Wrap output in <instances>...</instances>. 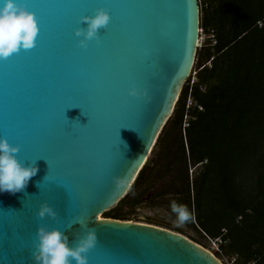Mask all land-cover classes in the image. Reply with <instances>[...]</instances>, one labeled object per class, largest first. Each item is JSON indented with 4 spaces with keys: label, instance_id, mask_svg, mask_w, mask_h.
Listing matches in <instances>:
<instances>
[{
    "label": "water",
    "instance_id": "1",
    "mask_svg": "<svg viewBox=\"0 0 264 264\" xmlns=\"http://www.w3.org/2000/svg\"><path fill=\"white\" fill-rule=\"evenodd\" d=\"M26 3L39 33L33 49L0 60V137L38 171L24 190L0 193V264H35L41 225L66 232L73 246V233L86 231L79 220L98 237L88 264H222L179 233L99 219L130 192L173 116L197 61L200 1ZM99 7L110 21L99 44L81 49L74 30ZM133 86L150 99L129 96ZM113 176L125 184L116 187ZM41 203L57 218H39Z\"/></svg>",
    "mask_w": 264,
    "mask_h": 264
},
{
    "label": "trees",
    "instance_id": "2",
    "mask_svg": "<svg viewBox=\"0 0 264 264\" xmlns=\"http://www.w3.org/2000/svg\"><path fill=\"white\" fill-rule=\"evenodd\" d=\"M199 1L201 29L213 40L198 49L197 82L184 87L160 156L132 187L139 193H128L106 218L127 221L122 209L141 204L165 177L152 202L183 205L184 223L195 220L208 238H222L235 264H264V0ZM189 94L203 111L191 112L184 133ZM199 164L191 181L189 167Z\"/></svg>",
    "mask_w": 264,
    "mask_h": 264
},
{
    "label": "clouds",
    "instance_id": "3",
    "mask_svg": "<svg viewBox=\"0 0 264 264\" xmlns=\"http://www.w3.org/2000/svg\"><path fill=\"white\" fill-rule=\"evenodd\" d=\"M93 12V15L82 16L80 23L84 26L74 30V36L78 38L77 46L81 49H87L91 41L99 44L100 29L106 28L110 21V15L103 7L95 8ZM38 33L35 14L28 10L26 0H0V60H6L21 50L33 49ZM128 95L150 99L147 89L137 86L131 87ZM18 151L19 146L11 145L6 138L0 137V193L15 194L24 190L29 180L37 174L35 163L23 164L17 159L15 154ZM112 180L116 187L125 184V178L121 176H113ZM170 207L179 221L187 219L183 205L173 201ZM37 216L41 219L46 216L56 219L57 212L48 203H41ZM76 223L86 231L83 235L73 233L76 238L73 246H70L66 232L38 226L32 252L35 264H88L87 253L96 246L98 237L95 229L88 227L86 221L79 220Z\"/></svg>",
    "mask_w": 264,
    "mask_h": 264
},
{
    "label": "rangeland",
    "instance_id": "4",
    "mask_svg": "<svg viewBox=\"0 0 264 264\" xmlns=\"http://www.w3.org/2000/svg\"><path fill=\"white\" fill-rule=\"evenodd\" d=\"M211 37H212L211 33L209 34V33H206V31H203L202 35H200V45H201L200 49L204 48L208 43L212 44V42L210 41L212 40ZM195 69L197 70V72L201 69V68L200 69L198 68L197 63L195 65ZM165 130L166 128L164 129L163 133L159 137L152 151V154L149 157V160L147 163L148 165H150L152 160H155V158L160 156L159 155L160 147H161L160 142H161V139L163 137ZM150 168H152V165H150ZM199 169L200 167L198 168L189 167V176H190L191 181L193 178L196 177ZM164 178L157 180V183L154 189L149 190L148 194L144 196L141 204H139L135 208L125 206L122 209L123 214H126L127 221H132L136 223H145V224H150L151 222H153L155 224L151 223L150 225H155V226L173 231L175 233H179L183 235L184 237L188 238L189 240L193 241L194 243L200 245L204 249L209 250L211 246L209 238L199 229L195 220H193V224H188V223H184V221L183 222L179 221L177 214L173 213L170 206L167 205L166 203L167 197L166 199L160 200L157 202H154V201L152 202L150 200L153 197L154 193L159 191L160 188L162 187V184H163L162 182L164 181ZM129 193L131 194V196H135V194L139 193V191L138 190L136 191L135 189L132 188V190H130ZM168 200H172V199L169 198ZM108 216L109 215H107V213L103 214L104 218ZM149 219L151 221H148ZM235 257L236 259H238L237 256Z\"/></svg>",
    "mask_w": 264,
    "mask_h": 264
},
{
    "label": "built area",
    "instance_id": "5",
    "mask_svg": "<svg viewBox=\"0 0 264 264\" xmlns=\"http://www.w3.org/2000/svg\"><path fill=\"white\" fill-rule=\"evenodd\" d=\"M202 33H203V30L201 29L200 35H202ZM211 39L213 40V36L211 37ZM213 44H215V41H213ZM200 47H201V45L199 44V49H200ZM212 59L210 61H208L205 64V66H207L208 68H211ZM196 63H197V61H196ZM197 73L198 72L194 66L192 74H191L190 78L188 79V81L186 82L185 86L189 84L191 87L197 82ZM196 108L199 111H203V108L201 106L197 105L196 102L194 101V99L192 98L191 94H189L187 101H186V112L184 115V120H183V125H182V129H183L184 133H185V129L189 127L190 120L193 119L191 112H193L194 109H196ZM198 167H201V164L196 166V168H198ZM209 241L211 243V246H210V249L208 251L210 253H212L217 259H219L222 264H230V263L233 264L236 262V260H237L236 257L231 259L228 256H226L224 250L222 249V245L224 243L222 238H216V239H210L209 238Z\"/></svg>",
    "mask_w": 264,
    "mask_h": 264
},
{
    "label": "bare ground",
    "instance_id": "6",
    "mask_svg": "<svg viewBox=\"0 0 264 264\" xmlns=\"http://www.w3.org/2000/svg\"><path fill=\"white\" fill-rule=\"evenodd\" d=\"M199 44H200V40H199ZM99 219L102 220L104 219L103 215H99ZM200 246V245H199ZM201 247V246H200ZM202 248V247H201ZM204 249V248H203Z\"/></svg>",
    "mask_w": 264,
    "mask_h": 264
},
{
    "label": "snow or ice",
    "instance_id": "7",
    "mask_svg": "<svg viewBox=\"0 0 264 264\" xmlns=\"http://www.w3.org/2000/svg\"><path fill=\"white\" fill-rule=\"evenodd\" d=\"M29 7V5H27ZM31 7H38V6H35V5H32ZM109 7V10L111 9V6H108Z\"/></svg>",
    "mask_w": 264,
    "mask_h": 264
}]
</instances>
